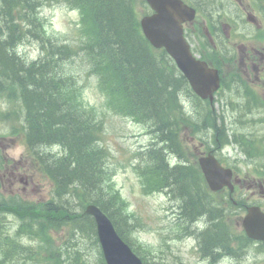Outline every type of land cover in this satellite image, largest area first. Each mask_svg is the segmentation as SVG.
Returning <instances> with one entry per match:
<instances>
[{
	"label": "trees",
	"instance_id": "16d2710c",
	"mask_svg": "<svg viewBox=\"0 0 264 264\" xmlns=\"http://www.w3.org/2000/svg\"><path fill=\"white\" fill-rule=\"evenodd\" d=\"M70 1L80 10L91 11V21L96 29L93 46L77 53L79 64H88L89 73L97 78L98 91L109 108L116 113L126 111L125 114L134 121L149 125L155 136L150 150L144 154L150 166L145 161L144 165L141 161L136 165L144 191L157 189L156 184L168 185L169 196L188 202L186 221L206 216L207 222L216 225L203 209L205 202L201 198L204 194L201 189L204 188L198 179L191 177L194 172L183 168H175L170 173L162 171L163 164L166 166L164 153L176 154L182 127L195 130L202 124H212L209 107L200 103L196 105L199 114L196 120L186 115L184 111L189 108L188 102L198 101L166 54L151 48L140 35L133 2ZM40 6L38 0H0V99L8 100L5 95L8 83L20 89L29 125L28 141L42 161L44 172L55 182L57 195L66 198H60V204H55L54 208L49 207L53 213H59L61 224L74 223L75 233L81 240L75 246L68 243L73 251L65 247L61 256L56 255L50 261L42 259V264H85L90 256L87 253L82 257L81 250L94 253L96 234L87 226L88 218L76 209L87 202L103 208L111 207L103 188L107 176L103 167L110 155L101 146L103 121L95 108L85 102L83 82L65 73L64 66L70 61L72 50L40 31L41 23L37 18ZM25 42L35 45L39 52L48 50L47 58L26 64L24 61L28 60L17 51ZM154 139L164 145L163 155L161 150H156ZM54 149L58 152H52ZM73 204L75 206L70 208ZM5 205L19 210L26 208L24 212L33 210L30 206ZM43 225L38 212L27 226V236L35 244L40 241L39 234L45 235ZM126 226L121 225L119 235L130 245L125 238ZM216 226L200 234L208 249L225 237L222 229ZM1 227L0 224V250L6 252L1 255L2 264L10 256L20 261L25 255L22 251L25 247L10 235L8 228ZM27 251L35 252L34 248ZM94 262L96 264V259Z\"/></svg>",
	"mask_w": 264,
	"mask_h": 264
},
{
	"label": "rangeland",
	"instance_id": "374dc122",
	"mask_svg": "<svg viewBox=\"0 0 264 264\" xmlns=\"http://www.w3.org/2000/svg\"><path fill=\"white\" fill-rule=\"evenodd\" d=\"M43 1L44 5L42 3L43 8H41V16L45 20L47 31L65 38L69 43L78 41L79 38L76 32L78 14L68 10L62 4L61 0ZM193 45H196L194 41ZM21 53L25 54L28 60L36 59L39 55L37 49L29 44H25L21 48ZM75 65L80 64H78L77 61ZM96 91L98 90L93 81H88L83 89L88 103L94 106H100L102 99L98 96ZM1 102L3 101H0V105ZM99 111L103 121L105 120V144L108 146L111 153L109 163L116 171L114 181L122 196L128 201L130 211L140 220L141 225L138 223L135 227L136 232H138L137 236L139 241L155 250L158 249L162 242L161 238H166L167 236L176 244H182L181 237L173 233L171 227L172 216L168 210L169 202L167 199L161 195L149 197L142 196L138 181L130 168L134 152L140 147L145 146L149 142V137L145 135L143 128L131 123L128 121L129 119H118L110 113H107L103 105H101ZM119 115L126 118L124 114ZM1 141L2 139L0 138V142ZM194 145L197 146L196 143H194ZM3 149L2 155L9 160V163L6 162L3 166V168H8L6 174L2 173L4 170L0 173V177L3 180L2 194L5 195L8 192H13L14 195H18L29 201H44L48 199L49 184L34 171L25 151L19 147L18 144L14 143L4 145ZM13 168L14 170H11ZM10 172L15 178V185H10L12 182L9 176ZM173 204L176 205L181 212L183 211L185 213V210H189L187 201L181 202L180 200H174ZM8 221L11 222L12 219L9 218ZM212 228H217V226L213 225ZM159 235H161V238ZM126 237L129 241L131 240L130 234L126 233ZM177 237H179L178 240ZM173 244L174 243H171V245ZM161 251L168 252L179 260H182L185 254L184 250L169 249L166 245H163ZM83 253L84 257H86V253L84 251ZM87 253L91 255V262L89 264H95L93 252L87 251ZM191 263L192 261H189L187 257L181 264ZM163 264H172V259L168 258L163 261Z\"/></svg>",
	"mask_w": 264,
	"mask_h": 264
},
{
	"label": "water",
	"instance_id": "95a60500",
	"mask_svg": "<svg viewBox=\"0 0 264 264\" xmlns=\"http://www.w3.org/2000/svg\"><path fill=\"white\" fill-rule=\"evenodd\" d=\"M166 2L167 4L162 3L156 8L157 15L142 20L141 25L144 34L155 47H165L197 95L201 98L209 97L211 99V92L218 87L217 74L215 71L208 70L204 64L202 65L193 61L178 27L179 22L177 18L180 21L191 19L193 13L184 14L183 9L177 2L169 0H166ZM170 7L179 12L178 17H174L176 14L172 17L171 13L166 12L165 8ZM200 164L211 188L217 189L221 187L223 185L221 183L213 184L214 180L217 179H214V176L218 172H222L218 165L212 159L201 160ZM99 228L103 229L100 226ZM102 238L104 240L107 239L106 243H102V247L108 264H138L118 240L115 239L112 242V240L108 239V233L104 229L102 231Z\"/></svg>",
	"mask_w": 264,
	"mask_h": 264
},
{
	"label": "flooded vegetation",
	"instance_id": "af4514ba",
	"mask_svg": "<svg viewBox=\"0 0 264 264\" xmlns=\"http://www.w3.org/2000/svg\"><path fill=\"white\" fill-rule=\"evenodd\" d=\"M231 4L240 3L241 0H226ZM237 3V4H238ZM247 8V7H246ZM245 10V8L243 9ZM249 11V9H248ZM247 11V12H248ZM255 22L253 18L250 19ZM249 32L255 33V26H251ZM249 50L257 51L253 44L248 47ZM248 55L245 51H241L237 69L235 71V78L243 81L246 88L240 85L237 87V94H248L250 96V112L260 114L264 112V54ZM249 64L248 70L247 65ZM242 65V66H241ZM247 81V83H246ZM245 180V179H244ZM248 196L243 199L242 206L246 209L248 206H258L262 209L264 205V179L257 178L251 180L247 189ZM264 210V208H263ZM236 227L231 231V236L226 238V242L220 241L213 245L212 249L208 250L209 261L217 259L216 264H248L251 260L250 254L247 250L248 241L240 237V230L237 228L238 222L234 223Z\"/></svg>",
	"mask_w": 264,
	"mask_h": 264
},
{
	"label": "bare ground",
	"instance_id": "6f19581e",
	"mask_svg": "<svg viewBox=\"0 0 264 264\" xmlns=\"http://www.w3.org/2000/svg\"><path fill=\"white\" fill-rule=\"evenodd\" d=\"M39 1V0H38ZM198 2V4H202L203 5V0H197ZM40 2V1H39ZM41 3V6H40V8L38 9V12H39V10L42 8V2H40ZM133 8H134V4H133ZM25 44H29V43H22L21 45H19L18 46V48H17V51H19L20 53H21V48L25 45ZM29 45H32V44H29ZM35 49H37L36 47H35V45H32ZM37 51L39 52V50L37 49ZM21 55H24L25 56V59L26 60H28V58L26 57V55L25 54H22L21 53ZM29 61V60H28ZM94 83H95V86H96V88H97V90H99V87H98V83L97 82H95V81H93ZM83 85H84V88H85V86L87 85V82H83ZM82 93H83V91H82ZM0 101H4L3 99H0ZM183 101V98H182V100H181V102ZM185 103V102H184ZM187 103V102H186ZM186 105V104H185ZM248 105H250L249 103H248ZM114 113H116L115 111H113ZM97 114H98V116H99V118L103 121V118L101 117V113L100 112H96ZM126 113V111H122V112H119V113H117V114H124L125 116H126V118L127 119H129V120H133V119H131V117H129L128 115H126L125 114ZM240 137H242V138H244V139H246L247 140V145H245V150L246 151H244L246 154H248L249 155V157H250V160L261 170V171H263L264 172V159L260 156V155H258L257 153H256V151H255V145H256V142H255V139H252V138H247V137H245V136H243V135H240ZM153 144V142H152V138L151 137H149V142L144 146V150H143V152H142V158L144 159V161H145V163L148 165V166H150L149 165V161H148V158H146L145 159V157H144V154L146 153V151H149L150 150V147H151V145ZM52 152H54V153H56V152H58V151H56V149H54V151H52ZM107 152L109 153V155H110V157H111V153H110V150L109 149H107ZM166 192H167V194H168V190L166 189ZM202 196V195H201ZM168 197H169V207H170V211L172 212V213H175V212H177V213H179L180 215H181V218H182V220L184 221V223L186 224V225H188V226H192V227H195L196 228V230H197V232H198V235H199V238H200V240L202 241V238L200 237V234L202 233V232H205V231H207V230H209V229H207V228H205L203 225H198V224H196L195 223V221H194V219L192 218V219H189L188 221H186L185 220V213L182 211H179L178 210V208H177V206L176 205H174L173 204V201H174V199H173V197H172V195L171 196H169L168 195ZM7 203H9V204H14V205H22V206H25V207H28L29 205H27V204H25V203H22V202H18V201H12V202H4V201H2V200H0V209H2V208H5V207H8V205H5V204H7ZM173 205V206H172ZM233 206V208H235V209H240L241 207H242V205L241 204H233L232 205ZM27 209L26 208H24V209H20V211H22V212H24V211H26ZM189 217H191V216H189ZM1 225H2V227L1 228H4L5 229V227L6 228H8V226H6V224H4V223H1ZM138 225V222L137 221H133V225H131V224H127V226H126V230H125V233H127V234H131L132 232H133V229L136 227ZM212 228V227H211ZM210 228V229H211ZM9 229V228H8ZM26 229H27V226L26 227H24V228H21L20 230H19V234L17 233V232H9L10 233V235L11 236H13V238H15L21 245H23L24 247H25V249H23L22 251H24L25 252V255L21 258V260L20 261H18V260H15L18 264L19 263H21L23 260H25V259H27L28 257H30V255L31 254H33V253H31V252H29V251H27L29 248H33V246H34V242H32V240L27 236V233H26ZM10 231V230H9ZM173 233H175V234H178L179 235V233L178 232H173ZM96 234V233H95ZM180 236V235H179ZM125 238L127 239V237H126V234H125ZM179 239V237H177V240ZM117 240L120 242V243H123V244H125V245H129L128 243H126L124 240H123V238L119 235V233L117 234ZM128 240V239H127ZM222 240V242H224L225 241V237L223 238V239H221ZM128 242L130 243V241L128 240ZM31 245L30 247L28 246V245ZM131 244V243H130ZM133 244V243H132ZM65 247H67L68 249H69V251H73L74 250V248L72 247L71 249L69 248V246H68V244L65 246ZM92 251V250H91ZM91 251H89V252H91ZM93 252V251H92ZM86 254H87V252H86ZM90 256V259L88 260V262L87 263H85V264H89L90 262H91V255H89ZM93 256H94V261H95V255H94V253H93ZM13 259V257L12 256H10V257H8L7 259H5V261H4V263L3 264H11V260ZM42 259H45L44 257H40L39 259H37L36 261H35V263L36 264H42V263H44L43 262V260ZM94 263V262H93ZM149 263H154V261H150Z\"/></svg>",
	"mask_w": 264,
	"mask_h": 264
}]
</instances>
